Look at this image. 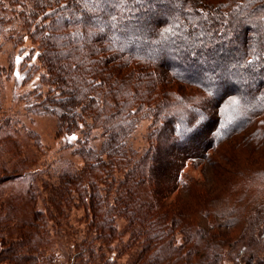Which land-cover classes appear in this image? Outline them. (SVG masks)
Instances as JSON below:
<instances>
[{"label":"trees","instance_id":"16d2710c","mask_svg":"<svg viewBox=\"0 0 264 264\" xmlns=\"http://www.w3.org/2000/svg\"><path fill=\"white\" fill-rule=\"evenodd\" d=\"M0 37L23 54V82L39 74L27 111L54 115L58 135L80 131L83 161L38 206L33 182L3 195L33 172L0 137V264H38L48 223L77 201L86 234L71 264H116L105 250L123 233L129 264H264V0H0ZM168 74L197 91L157 89ZM145 118L138 153L128 139ZM204 134L207 180L180 177Z\"/></svg>","mask_w":264,"mask_h":264},{"label":"rangeland","instance_id":"374dc122","mask_svg":"<svg viewBox=\"0 0 264 264\" xmlns=\"http://www.w3.org/2000/svg\"><path fill=\"white\" fill-rule=\"evenodd\" d=\"M25 46H29L28 39L24 42ZM23 54L19 53V47L14 48L10 41H4L0 37V117L6 119L7 125L0 128V137L5 134L15 138L19 149L23 152L26 159L31 164L33 172L31 180H21L16 183L7 185L3 195L12 193H24L25 187L33 182V187L38 196L37 205L41 206L43 198L46 196V190L54 187L58 181V172L62 168L78 170L83 166V161L77 153L79 140L82 137L80 131H76L70 135L57 134V118L50 114H36L28 112L26 109V95L35 88L39 80V74H35L30 81L23 82L21 59ZM219 64V63H218ZM222 64V63H221ZM144 69H153L152 66L146 64H135ZM213 66V74L220 78L225 76L228 81V73H223V68L219 69ZM223 66V64H222ZM223 73V75L219 72ZM158 71L155 73L157 74ZM160 75V74H158ZM161 76V75H160ZM164 82L159 83L157 89L165 87L170 92L176 91L185 95H191L197 91L189 86H182L175 82L168 74L166 78L162 77ZM245 88V89H244ZM243 93L250 96L246 86H243ZM194 100V99H193ZM5 121V122H6ZM150 125V119H140L129 137V145L142 153L148 146L147 132ZM96 138L90 139L89 143L98 147L101 142L100 130H93ZM205 134L197 145V152L201 153L203 142L206 139ZM9 155L4 154L3 159L7 160ZM203 152L195 156V158L187 159L180 169L179 176L192 177L199 181L207 180L209 176L208 164L203 158ZM46 185V190H45ZM86 219L84 207L77 201L74 205L69 206L68 215L62 218L59 224L48 223L49 228V247L39 256L38 264H71L67 261L69 253L74 251L77 245L85 236ZM117 227L123 230L125 221L122 218L116 220ZM127 233H123L120 240L115 241L111 245L110 250H105V255L116 260V264H129L134 256L135 247H127ZM73 264H100L97 257L94 261H76ZM225 264H232L226 262Z\"/></svg>","mask_w":264,"mask_h":264}]
</instances>
